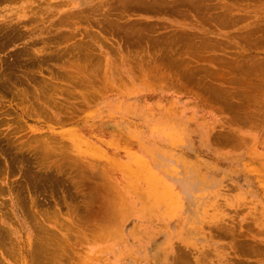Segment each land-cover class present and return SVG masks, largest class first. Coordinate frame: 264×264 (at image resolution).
I'll use <instances>...</instances> for the list:
<instances>
[{
	"label": "rangeland",
	"instance_id": "1",
	"mask_svg": "<svg viewBox=\"0 0 264 264\" xmlns=\"http://www.w3.org/2000/svg\"><path fill=\"white\" fill-rule=\"evenodd\" d=\"M141 1L0 0V264H264V0Z\"/></svg>",
	"mask_w": 264,
	"mask_h": 264
},
{
	"label": "bare ground",
	"instance_id": "2",
	"mask_svg": "<svg viewBox=\"0 0 264 264\" xmlns=\"http://www.w3.org/2000/svg\"><path fill=\"white\" fill-rule=\"evenodd\" d=\"M140 1H141V0H140ZM151 1H152V0H151ZM149 2H150V1H149ZM149 2H148V3H149ZM140 3H143V2L141 1ZM138 4H139V0H138ZM143 4H144V6H145V3H143ZM143 4L140 5V6H143ZM150 4H151V2H150ZM150 4H149V5H150ZM140 6H139V8H140ZM146 7H147V6H146ZM148 7H149V9H150V6H148ZM157 7H158V6H157ZM159 8H160V7H159ZM141 10H142V9H141ZM143 10H144V9H143ZM141 36H142V35H141ZM156 38H157V37H156ZM171 39H173V38H171ZM175 39H176V37H175ZM181 39H182V37H181ZM184 40H185V39H184ZM159 41H160V39H159ZM168 41H169V40H168ZM180 41H181V40H180ZM164 44H165V43H164ZM165 48H166V47H165ZM6 64H7V63H6ZM7 67H8V66H7ZM9 67H10V66H9ZM9 67H8V68H9ZM7 70H8V69H7ZM12 74H13V73H12ZM100 176H101V175H100ZM93 177H94V176H93Z\"/></svg>",
	"mask_w": 264,
	"mask_h": 264
}]
</instances>
